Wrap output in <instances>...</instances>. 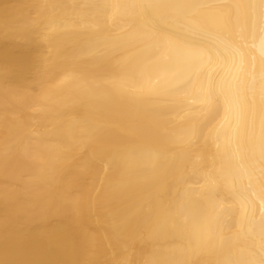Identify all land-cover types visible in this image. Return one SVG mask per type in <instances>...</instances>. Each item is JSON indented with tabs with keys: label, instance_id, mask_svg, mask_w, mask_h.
Masks as SVG:
<instances>
[{
	"label": "bare ground",
	"instance_id": "bare-ground-1",
	"mask_svg": "<svg viewBox=\"0 0 264 264\" xmlns=\"http://www.w3.org/2000/svg\"><path fill=\"white\" fill-rule=\"evenodd\" d=\"M0 264H264V0H0Z\"/></svg>",
	"mask_w": 264,
	"mask_h": 264
}]
</instances>
